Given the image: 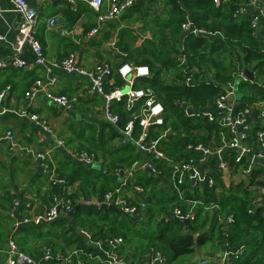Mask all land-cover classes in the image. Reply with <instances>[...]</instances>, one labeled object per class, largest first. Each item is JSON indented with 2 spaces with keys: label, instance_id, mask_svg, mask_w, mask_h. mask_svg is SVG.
I'll return each instance as SVG.
<instances>
[{
  "label": "trees",
  "instance_id": "obj_1",
  "mask_svg": "<svg viewBox=\"0 0 264 264\" xmlns=\"http://www.w3.org/2000/svg\"><path fill=\"white\" fill-rule=\"evenodd\" d=\"M148 1L149 4H154L160 0ZM161 1L164 5L157 17L162 22L159 24L156 20L159 29L155 37L159 44V52H156L151 60L145 57L138 59L129 53L126 60L134 58L135 64L149 66L151 76L137 79L144 88H151L157 99L165 106L166 124L150 127L146 139H157L164 130H169L167 136L160 140L159 148L174 163H182L191 158L198 160L201 156L189 146L209 145L211 138H222L223 134L227 133L226 126L220 122L225 112L212 108L211 105L218 96L229 89L228 83L235 81V71L252 67L257 75L264 79V40L256 37L252 16L236 14L239 6L236 0H230L220 6L213 0ZM130 9L131 12H140L143 17L149 14L145 5L134 4ZM189 19L199 29L220 33L213 36L190 31L181 41L182 24ZM137 52L140 54L141 50ZM182 55L187 58L188 65L206 68L203 72L204 78L197 74L199 79L195 83L192 85L185 83L183 68L186 64L181 63ZM170 67L176 70L175 79L171 81L163 77V70ZM122 83L123 80L118 78V86H122ZM237 92L241 96L237 104L238 112L245 108L246 104L252 107L257 102H264V84L258 80L238 81ZM141 103L138 102L132 109H128L126 99L112 102L111 109L118 113L120 118L118 126L113 125L117 130H111L112 137L120 135L119 129L126 126L132 118L133 111H139ZM185 105L193 107L194 112H187ZM207 112L213 113L216 119L209 120ZM250 126L244 142L251 148L252 153H258L260 143L264 142L259 136V132L264 128V119L258 116ZM199 130L203 132L197 133ZM141 132V126L136 123L132 137L139 138ZM79 137L80 134L77 135V138ZM124 143L118 150L133 151L135 148L133 142ZM236 154V151H229L226 154L229 168H235L243 163L245 157L236 162ZM118 157L116 162L121 164H116L117 168L126 166L131 168L133 162L139 159L151 162L158 169L160 181L157 179L158 176L145 170L136 173V169L133 171L135 175L132 176L131 182L144 188L145 193L139 194V198L146 202V208L139 212V216L102 208L100 204L93 202L94 195L98 194L97 201H104L105 194L118 184L102 186L99 183L100 177L96 175L97 169L77 161H65L64 167H56V171L65 177L67 186L78 182L77 188L72 189L70 198L73 208L77 204L80 206L75 214L67 216L72 219V224L69 226V220L59 218L51 223L57 227V231L45 233L42 230L44 224L40 226L28 224L22 227L35 238L42 239L53 252L57 253L42 264H61L66 255L65 247L71 244H75L76 249L82 251L79 258L88 264L85 253L95 252V248L78 232L79 227L94 231L92 240L101 242L105 249L108 248L110 239L122 238L124 241L122 245L132 237L144 239L148 243L147 248H151V258L161 253L165 259L163 264H185L184 259L187 255H202L204 251L202 253L201 250L209 245L216 251H222V258L224 252H233L227 257L228 264H264V204L254 201L252 190L254 185L264 186L263 181L257 182L254 176L248 183L241 181L227 186L221 182L219 172L215 176L208 174L216 179L214 185L208 182L194 185L187 179L184 184L177 187L173 176L174 169L156 154L139 152L135 157ZM219 161L217 158L216 164ZM103 175L108 181L111 179L108 174ZM162 181L165 186L168 185L169 190L161 186ZM131 182L125 183L123 188L131 185ZM53 188L57 190V187H51L50 194ZM188 200L200 201L203 206L193 211L194 218L186 225L182 219L173 216V211L179 207L185 213L190 212L184 204ZM51 203L50 196V205ZM214 204L217 208L213 207ZM228 218H231V221ZM104 222L111 224L108 230L105 229ZM20 242L25 246V241ZM141 255L143 257V254ZM218 258L205 260L209 264H215L214 261ZM77 261L78 257L74 256L72 264H77Z\"/></svg>",
  "mask_w": 264,
  "mask_h": 264
},
{
  "label": "crops",
  "instance_id": "obj_2",
  "mask_svg": "<svg viewBox=\"0 0 264 264\" xmlns=\"http://www.w3.org/2000/svg\"><path fill=\"white\" fill-rule=\"evenodd\" d=\"M27 1L38 12L36 34L44 45L49 60H60L74 52L78 63L85 68H93L101 62L109 63L113 69V74L107 78L105 83L107 90L112 86H118V78L123 80L122 87L124 89L129 88V84L118 73L122 64L134 63V58L126 60L129 53L134 54L138 59L145 57L151 60L154 58L153 55L160 50L155 37L158 35L159 29L156 20L159 21V24L162 22L157 17L164 5L161 0L154 4H149V1L145 0L143 4H140L145 5L149 12L145 17L138 11L131 12L129 8L123 16L100 24L97 22V12L89 3L90 0L80 1L79 10L68 7L62 0ZM248 3L247 11L240 16H252L251 20L257 17L258 21L254 26V32L258 39L264 40V13H262L264 0H256V2L250 0ZM108 7L109 0H104L102 9L107 10ZM53 18L56 21L51 24ZM189 21L191 20L189 19ZM20 23L19 13L15 10L13 2L0 0V63H6L0 68V91L11 86L2 102L5 111L0 113V264H6L5 250L10 240L19 243L23 250L42 264L46 260L44 253L48 249L51 250V247L49 248L42 239L35 238L33 234L23 230L22 227L33 223L24 224L21 221L26 216L49 208L51 186L47 174L43 172L41 162L30 152L12 150L9 147L6 132L12 130L17 140L25 146L36 150H50V157L57 168L64 167L65 161L79 162L74 152L82 150L80 152L86 151L94 154L98 162L87 166L97 169L96 175L100 177L99 183L102 186L121 183L122 178L115 173V170L118 169L115 165L121 164V162H116L118 156L129 158L135 157L139 152L144 154L147 152L141 151L135 143L136 139L127 137L122 129H119L120 135L112 137L111 130L117 129L106 119V101L101 94L89 91L90 80L86 76L68 74L61 70L56 71L58 83L55 90L75 99L70 108L50 102L44 93H40L33 100L25 96V92L29 90L33 82L37 78L45 76V67L35 63L34 53L29 46H26L19 55V58L25 61V65L19 67L14 64L13 47L20 35ZM95 26H98L99 31L92 38L85 39L86 32ZM188 32L190 31L182 30L181 41ZM137 50H141V53L139 54ZM175 76V68L170 67L163 70L165 80L171 81L175 79ZM134 86L143 87L138 79L135 80ZM114 103L116 102L114 101ZM185 107L193 109L187 105ZM23 109L46 119L52 128V132L47 131L37 122L15 113ZM262 110L261 104L255 105L249 121L254 122ZM202 132V130L197 131V133ZM78 134H80L79 138H77ZM59 140H65V144L58 145ZM126 141L131 144L134 143L133 151L118 150ZM209 145L220 147L222 140L213 137L210 139ZM229 151L234 150L224 149L222 158H226ZM254 154L246 155L243 163L235 166V168L228 166L220 173L218 162L216 164L218 158L216 154L209 156L206 161L199 164V167L202 172L213 176L219 173L221 182L227 186L241 181L248 183L254 176H256L257 182L263 181L264 160L256 153ZM137 161L139 166L135 167V173L145 170L152 174L148 168L142 166L144 160L138 159L133 164ZM163 161L170 165V162ZM103 174H108L111 179L108 181ZM133 175L135 174L133 173ZM158 178L160 181L161 178L159 176ZM77 186L78 182L72 184L71 188L76 189ZM128 186L123 188V191L127 195H132L133 183L131 182V185ZM161 186H165L163 181ZM165 187L169 190L168 185ZM252 190H254V201L261 203L264 186L254 185ZM94 196L95 201L93 202L101 205L103 202L97 201L98 194L96 193ZM14 199H18L20 204L15 210V216L12 217L11 208ZM184 204L188 207V211L193 210L194 212L203 206L202 202L196 200H188ZM62 218L69 220V226L72 224L71 218L67 216ZM51 223H43L45 225L42 229L44 233L46 231L55 232L57 227ZM33 225L40 226L42 224ZM103 225L106 230L111 227L108 222H104ZM81 230L90 232L89 229L79 227L78 232L95 248V252L85 253L83 251L88 264H109L110 259L102 253L103 250L97 244L98 241L92 240V234L95 232H90L91 237H89ZM20 240L26 242L25 246L21 244ZM147 244L144 239L132 237L125 241L124 245L119 246L115 252L126 262L125 264H150L152 259L151 248H147ZM76 248L75 244L67 245L65 257ZM201 251L202 253L204 251V254L187 255L184 259L185 264H202L205 259L210 260L218 257V251L212 245L203 248ZM52 253L53 256L57 255L53 251ZM65 257L61 264L73 263V261H66Z\"/></svg>",
  "mask_w": 264,
  "mask_h": 264
},
{
  "label": "built area",
  "instance_id": "obj_3",
  "mask_svg": "<svg viewBox=\"0 0 264 264\" xmlns=\"http://www.w3.org/2000/svg\"><path fill=\"white\" fill-rule=\"evenodd\" d=\"M11 1L13 2L15 10L23 16V20L20 23V35L16 39L13 47L14 64L19 67L25 65V61L20 59L19 55L26 46H29L34 53L35 63L38 66L45 67V76L37 78L31 85L29 90L25 92V96L30 100H33L40 93H44L50 102L57 103L58 105L65 108L72 107L75 99H72L68 95L59 93L55 90V87L58 83V76L56 74V71L61 70L68 74H79L89 78V91L91 93L101 94L104 97L106 101V119L115 126H118L120 118L118 114L112 111V102H121L126 99L128 109H132L137 105L138 102H142L139 111H133L132 118L127 122L126 126L122 128V131L127 137L132 138L135 124L138 123L141 126L142 132L139 138L135 140V143L141 151L147 153L152 152L162 160L170 162V166L172 167V169H174L173 176L175 179V185L177 187L184 184L187 179L191 180L194 185L204 184L206 182H208L210 185H214L216 179L213 176H209L207 173L202 172L199 164L206 161L209 156L216 154L220 159V161L218 162L219 172L221 170L227 169L229 166V160L226 158H222L224 149H231L236 151V162H240L246 155H255L254 153H252L251 148L247 144H245L244 140L248 137V131L251 127L249 118L255 105L261 104L263 106V110L261 111L259 117L264 119V102H257L252 107L246 104V107L238 112L237 104L240 100V96L237 92V82L240 80H249V78L246 76L245 70L242 69L235 71V81L229 82V89L218 96L215 100V103L211 105L212 108H216L225 112L220 118V122L227 128V133L223 134L221 138L222 145L220 147H214L213 145L204 144L189 146L192 150H195L201 154L199 159L195 160L191 158L190 160L182 163H174L159 148L160 140L167 136L169 130H164L160 137H158L157 139H146L150 127L164 126L166 124L165 106L157 99L155 92L149 87L144 88L134 86L135 80L137 78L151 76V69L148 65L134 64L132 62H126L122 64L118 69V73L129 84V88L124 89L122 86H113L109 90H107L105 83L107 82V78L111 77L113 74V69L109 63L101 62L93 68H85L78 63L76 53L74 52H71L60 60H49L43 44L36 35L38 12L29 4L27 0ZM80 1L82 0H62L63 3H65L67 6H70L72 9H77L78 3ZM137 1L138 0H109V7L107 10L102 9L104 0H90L89 3L97 12V22L98 24H100L104 21H109L121 17L122 13L136 4ZM213 1L217 6H220L227 0ZM236 1L239 4L238 8L236 9V14L243 15L247 11L249 5L248 2L250 0ZM252 2H256V0H252ZM262 13H264V11H262ZM55 21L56 20L54 18L51 19V24H54ZM257 21V17L253 18V26H256ZM182 28L185 31H191L199 34H209L213 36L220 33L219 31L211 32L203 28L199 29L190 21L183 23ZM98 31V26L93 27L86 32L85 39L92 38ZM181 63L186 64V67L183 68V72L185 75V83L187 85H192L197 81V79H199L196 76L197 74L202 75L203 77L201 76V78H204L203 72L206 69L205 67H200L198 65H188L187 58L184 55H182L181 57ZM5 65V62L0 63V68ZM248 69L252 71L254 81L258 80L259 82L264 84V79L260 78L252 67H248ZM209 77H211V75H209ZM10 89L11 86H7L5 89L0 91V113L5 111L2 102ZM186 109L189 113L194 112V109L192 108ZM15 113L21 117H26L37 122L44 129L52 132V128L49 125V122L46 119L41 118L38 114L26 109L16 111ZM206 115L208 116L209 120L216 119V117L211 112H207ZM259 136L261 140H264V128L259 132ZM6 138L8 139L9 147L12 150H25L26 152H30L31 154H33L41 162L43 172L47 174L48 181L51 187H57V190L55 191L53 188V191L50 194L52 203L47 210L35 212L30 216H26L22 219L21 222L24 224L33 223L40 225L43 223H50L59 218L68 216V214L73 210V203L70 198L72 194V188L71 186H67L65 177L60 176V174L56 171V166L53 164L50 157L51 151L36 150L34 148L21 144L17 140L12 130H8L6 132ZM57 143L58 145L62 146L65 144V140H59ZM74 155L79 162L85 163L89 166L94 165L98 162L94 154L86 151L74 152ZM256 155L264 160L263 141L260 143V151L256 153ZM136 166H139L138 161L135 162L131 168H118L117 170H115V173L122 178L121 183L112 190H109L105 194L104 201L102 202L113 204L114 206L119 207V209L124 213L139 216V212L146 208V202H144L138 196L139 194L145 193L144 188L140 185H133L132 195H127L123 191V185L128 181L131 182L133 171ZM142 166L148 168L150 172L155 176L159 174L158 169L149 161L142 162ZM180 195H183V191L180 192ZM260 202L261 204H264V194L263 196H261ZM19 204L20 201L18 199H14L13 206L11 208L12 217L15 216V210ZM213 207L217 208V205L214 204ZM173 216L180 219H193L194 212L192 210L188 213H185L182 209L176 207L173 211ZM229 220L231 221V218ZM81 232L91 237L90 232H87L86 230H81ZM123 242L124 241L122 238L110 239L108 241L109 244L107 249L102 246L101 242H97V244L102 248V253L110 259L109 264H125L126 262L123 261L115 252V250L119 246H121ZM239 249L240 247L237 250ZM5 252L6 264H40L31 254L23 250L21 246L14 240L9 241ZM81 253V250L74 249L73 251L68 253L67 257H65V260L73 261V257L77 256V264H85L79 258ZM232 254L233 252H224L223 258L227 259V257ZM52 256L53 253L50 249L46 250V252L44 253V258L46 260H49ZM164 260L165 259L162 254L157 253L150 264H163ZM206 263V260L203 261V264Z\"/></svg>",
  "mask_w": 264,
  "mask_h": 264
},
{
  "label": "water",
  "instance_id": "obj_4",
  "mask_svg": "<svg viewBox=\"0 0 264 264\" xmlns=\"http://www.w3.org/2000/svg\"><path fill=\"white\" fill-rule=\"evenodd\" d=\"M145 2V0H138L137 2H136V4H143ZM19 18H20V21H22L23 20V16L21 15V14H19ZM245 73H246V76L249 78V79H251V80H253L254 79V76H253V74H252V71L250 70V69H245ZM180 103H182L181 101H180ZM57 104V103H56ZM158 180H159V178H157ZM128 183H130L129 181H128ZM79 206H80V204H77L74 208H73V210L69 213V215L70 216H72L73 214H75L76 213V211L78 210V208H79ZM101 207L102 208H104V209H106V210H112V211H114V212H116V213H120L121 212V210L119 209V207H117V206H114L113 204H108V203H106V202H103L102 204H101ZM183 220V222L186 224V225H188L189 223H190V219L189 218H185V219H182Z\"/></svg>",
  "mask_w": 264,
  "mask_h": 264
},
{
  "label": "rangeland",
  "instance_id": "obj_5",
  "mask_svg": "<svg viewBox=\"0 0 264 264\" xmlns=\"http://www.w3.org/2000/svg\"><path fill=\"white\" fill-rule=\"evenodd\" d=\"M123 14H124V12L122 13V16H123ZM217 253H218L217 255L219 258L214 261L215 264H228V259L222 258V252L218 251ZM207 264H209V262Z\"/></svg>",
  "mask_w": 264,
  "mask_h": 264
}]
</instances>
